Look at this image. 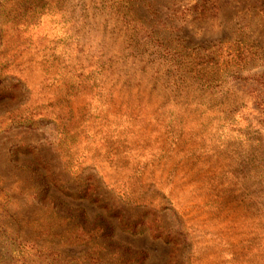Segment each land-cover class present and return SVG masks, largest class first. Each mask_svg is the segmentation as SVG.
Listing matches in <instances>:
<instances>
[{
	"label": "rangeland",
	"instance_id": "1",
	"mask_svg": "<svg viewBox=\"0 0 264 264\" xmlns=\"http://www.w3.org/2000/svg\"><path fill=\"white\" fill-rule=\"evenodd\" d=\"M0 120L7 188L90 182L172 236L9 189L24 233L50 227L35 240L72 258L40 264H264V0H0Z\"/></svg>",
	"mask_w": 264,
	"mask_h": 264
},
{
	"label": "trees",
	"instance_id": "2",
	"mask_svg": "<svg viewBox=\"0 0 264 264\" xmlns=\"http://www.w3.org/2000/svg\"><path fill=\"white\" fill-rule=\"evenodd\" d=\"M258 104L261 105L260 102ZM6 122V127L4 126L5 129L11 126L20 125L33 127L37 124L38 120H34L29 116H24L23 118H18L17 121L10 118L9 120H6ZM2 124L3 123L0 120V129L3 128ZM32 171L34 172L37 170L34 168ZM14 183L19 185L23 183V185H15L11 188H7L8 185L0 177V264H40L41 257L39 254L43 253V250L45 253L48 252V255L53 254L67 259L70 258L69 260L72 262V258L70 255H67L66 252L53 249L51 245H49L50 241L47 242V245L42 246L35 240L39 235H42L43 237L51 236V238H53L50 227H45L46 229H44L42 234L36 227H33L31 232L29 231L30 234L24 233L25 228L18 217L16 210V208H19V199L15 198V196L10 193L9 189H18V191L29 189L31 191L30 198L32 199H38L41 194H47L48 198L50 197L49 201H56L61 203L62 206L63 201L53 199V197L59 196L54 195L53 193L49 194L48 190L52 189L58 192V195H64V197L72 200L87 199L89 202H94L95 204L106 208L108 211H111L112 215H115L116 224L121 230L135 233L142 231L145 227L147 228V234L153 239H163L167 242L172 240V236L169 234L163 236L162 233L157 230V227L154 228L152 221H143L142 218H137L135 220L127 219L115 206L112 205V203H109L103 195L96 193V186L89 185L91 184L90 182L87 183L75 179L61 181L60 178L53 174V172L49 171V173L41 174L40 177H37L36 179L33 178V180H29L28 182L17 180L10 185ZM58 206L59 205H57V207ZM66 206L67 208H65V211H67V214L69 215L82 211L80 207L73 208L68 205ZM145 209L151 211L150 207H146ZM99 222L100 225L97 226V228L94 230L91 228V231L93 232L92 236H95L96 238L106 236L105 239H107L109 236L107 233H100L99 227H102V230L107 232L110 230L111 223L107 219H101ZM72 236L74 240H81L79 243H82V239L86 237V234L82 232L81 224L78 226V229L77 227L74 229ZM64 261L67 264L65 259Z\"/></svg>",
	"mask_w": 264,
	"mask_h": 264
}]
</instances>
